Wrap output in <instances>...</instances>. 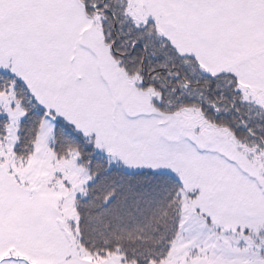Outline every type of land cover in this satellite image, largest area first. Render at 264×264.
I'll use <instances>...</instances> for the list:
<instances>
[{
  "label": "snow or ice",
  "instance_id": "6c2138e0",
  "mask_svg": "<svg viewBox=\"0 0 264 264\" xmlns=\"http://www.w3.org/2000/svg\"><path fill=\"white\" fill-rule=\"evenodd\" d=\"M0 264H264V0H0Z\"/></svg>",
  "mask_w": 264,
  "mask_h": 264
}]
</instances>
